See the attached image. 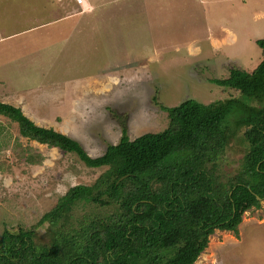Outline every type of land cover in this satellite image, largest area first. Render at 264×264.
<instances>
[{
  "label": "rangeland",
  "instance_id": "374dc122",
  "mask_svg": "<svg viewBox=\"0 0 264 264\" xmlns=\"http://www.w3.org/2000/svg\"><path fill=\"white\" fill-rule=\"evenodd\" d=\"M61 1L0 0V101L21 104L38 125L78 139L92 156L117 143L123 127L131 139L165 129L167 112L156 100L173 106L238 95L211 79L263 59L256 41L264 38V0H83L88 10ZM37 14L53 17L23 33L24 19ZM0 128V140L11 136L0 148V237L5 228H32L70 187L93 184L106 169L30 141L1 114ZM16 143L43 161L20 157ZM242 154L232 144L224 168L235 171ZM195 264H264V199L243 213L237 234L217 229Z\"/></svg>",
  "mask_w": 264,
  "mask_h": 264
},
{
  "label": "trees",
  "instance_id": "16d2710c",
  "mask_svg": "<svg viewBox=\"0 0 264 264\" xmlns=\"http://www.w3.org/2000/svg\"><path fill=\"white\" fill-rule=\"evenodd\" d=\"M256 43L263 59L254 69L232 67L227 78L211 79L238 95L173 106L155 99L167 127L134 139L123 127L99 156L0 101V114L23 137L76 153L91 168L106 167L93 184L70 187L32 228H5L0 264H195L217 229L237 234L243 213L264 199V38ZM232 144L243 154L228 171ZM20 146L15 152L29 163L43 161L32 147L18 152Z\"/></svg>",
  "mask_w": 264,
  "mask_h": 264
},
{
  "label": "crops",
  "instance_id": "0c3cea01",
  "mask_svg": "<svg viewBox=\"0 0 264 264\" xmlns=\"http://www.w3.org/2000/svg\"><path fill=\"white\" fill-rule=\"evenodd\" d=\"M57 2H60L61 4H64L63 1L61 0H56ZM87 1V0H86ZM116 1V0H114ZM89 7H93L92 4H90L89 2H86L85 5H88ZM83 9V8H82ZM84 10V9H83ZM87 10V9H86ZM53 17V16H52ZM52 17H48L47 19H44V17H39V15L37 14L36 16H28L27 18L24 19L23 23H26L25 27L20 28V30L25 33V32H32L34 30H37L39 26H41L43 23V21H49V19H52ZM39 23H41L39 25ZM1 37V34H0ZM21 104H19L18 106L21 107L23 109L22 106H20ZM24 111V110H23ZM28 116V115H27ZM33 120V119H32Z\"/></svg>",
  "mask_w": 264,
  "mask_h": 264
},
{
  "label": "clouds",
  "instance_id": "9594fccd",
  "mask_svg": "<svg viewBox=\"0 0 264 264\" xmlns=\"http://www.w3.org/2000/svg\"><path fill=\"white\" fill-rule=\"evenodd\" d=\"M80 5H82L83 6V9L84 10H88V9H90V7H89V4L88 5H85V3H82V4H80Z\"/></svg>",
  "mask_w": 264,
  "mask_h": 264
},
{
  "label": "built area",
  "instance_id": "2783aa9c",
  "mask_svg": "<svg viewBox=\"0 0 264 264\" xmlns=\"http://www.w3.org/2000/svg\"><path fill=\"white\" fill-rule=\"evenodd\" d=\"M76 2H77L78 4H82V3H83V0H76Z\"/></svg>",
  "mask_w": 264,
  "mask_h": 264
}]
</instances>
